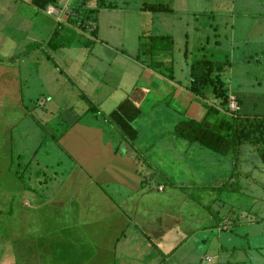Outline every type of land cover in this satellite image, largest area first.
<instances>
[{"label":"crops","instance_id":"crops-1","mask_svg":"<svg viewBox=\"0 0 264 264\" xmlns=\"http://www.w3.org/2000/svg\"><path fill=\"white\" fill-rule=\"evenodd\" d=\"M8 1L18 9L0 13V264H264V183L251 163L238 171L231 162L219 178L225 198L205 202L215 187L182 181L189 171L177 154L200 144L175 142L169 149L179 158L164 153L160 165L158 154L155 161L151 156L158 145L141 142L137 121L139 137L128 146L112 112L95 107L98 99L62 69L70 68L59 55L72 47L62 36L75 35L72 19L57 21L34 0ZM118 1H86L96 19L95 41L102 12L130 15L139 53L143 37L173 39L184 26L194 30L204 2L213 0ZM57 33L64 47L53 50ZM101 39L113 58H127L148 75L123 47ZM256 67L263 72L264 64ZM78 95L90 104L77 105ZM226 220L229 227L220 229Z\"/></svg>","mask_w":264,"mask_h":264},{"label":"rangeland","instance_id":"rangeland-1","mask_svg":"<svg viewBox=\"0 0 264 264\" xmlns=\"http://www.w3.org/2000/svg\"><path fill=\"white\" fill-rule=\"evenodd\" d=\"M86 1L81 0L78 3L84 10L87 7ZM7 2L9 1L0 0V13H12L15 8L18 9V6H7ZM21 2L24 0H18L17 4ZM118 2L121 3L120 0ZM204 4L202 7L206 10H203L205 12L194 30L184 26L183 31L174 33L175 48L171 54H164L163 58L168 56L162 59L163 64L165 63L164 69L152 68L150 55L136 52L140 40L136 20L126 14L116 16L113 12L100 14L104 25H100L98 42L93 35L97 29H89L95 15L92 19H88L85 11L84 16L76 15L77 18L71 21V27L76 29L75 35L72 36L71 32L62 34L67 40L73 41L72 47L70 50H61L59 56H62L61 61H66L70 67L64 70L65 67L62 66L63 71H69L72 79L87 91L89 97L98 99L99 102L93 103L105 113H111L125 100L139 96L138 106L144 111L139 119L143 137L141 142H156L158 147L152 151L151 156L155 161L158 154L160 165L165 163L164 153L174 158H179V154V160L183 162L180 166L185 165L189 171L182 181L190 186L197 183L198 186L215 187L213 194L203 197L207 202L225 198L224 192L219 190L227 185H219V178L225 175L231 162L238 171L243 168L244 161L251 163L249 167L254 169L253 176L264 183V163L257 150L247 146L237 155L233 149L226 155H215L202 145H192L188 147L189 152L185 156L181 153L182 149L176 154L173 147L169 149V146H175V142L180 141L175 135L176 125L180 121L184 118H194L201 122L213 108L220 110V116H228L231 121L237 113L253 118L264 117V67L263 72L256 67L258 63L264 64V0H213L212 3L206 1ZM22 8L24 10L25 7ZM190 17L192 19L191 15ZM63 22L69 24L66 20ZM183 22L186 24V21ZM94 23L96 25V22ZM102 35L123 47L120 49L128 55H133L134 59L140 57L147 62L148 64H145L137 60L147 68L148 75L142 73L140 67L130 64L127 58L118 57L116 54L113 58L109 49L100 42ZM142 39L143 43L149 42L147 37ZM243 40L246 44H243ZM91 42L98 43L93 52L92 48L87 46ZM188 42L189 48L185 52L183 49ZM248 61L253 65H249ZM198 63L212 65V76L207 84L205 81L195 84L192 68ZM64 75L62 74V78L66 76ZM132 83H138L135 95L134 92H129ZM93 93H99L100 96L96 97ZM76 102L82 106L90 104L88 97L79 98V95ZM127 144L130 146L132 143ZM143 153L147 157L145 150ZM219 159L221 161L218 162ZM141 160L140 156V162ZM229 179L230 176L225 181L229 183ZM194 196H197L196 192ZM227 221L224 222L225 226Z\"/></svg>","mask_w":264,"mask_h":264},{"label":"trees","instance_id":"trees-1","mask_svg":"<svg viewBox=\"0 0 264 264\" xmlns=\"http://www.w3.org/2000/svg\"><path fill=\"white\" fill-rule=\"evenodd\" d=\"M58 0H34L35 4L41 8H46L49 4L56 3ZM76 13L81 17L84 11L88 19H92L93 13L83 9L80 4L75 5ZM91 22H96L95 18ZM57 35L51 40L53 50L64 47L58 42ZM57 40V41H56ZM88 47L92 46V42L88 43ZM175 43L171 38L151 37L148 43L141 46L142 55L149 54L152 58V68L161 70L165 67L162 59L174 51ZM159 58V59H158ZM139 60L148 64L140 57ZM172 72L173 69L171 68ZM192 75L196 79L195 84L205 81L207 84L212 76L211 63H198L192 68ZM140 97L135 95V99L129 98L122 102L111 114V122L123 133L129 142H136L139 133L135 123L143 116V109L138 106ZM229 111V110H228ZM180 113V112H179ZM221 111L211 109L208 115L201 122L194 118H184L175 128V135L183 141L191 144H200L217 154L226 155L233 149L234 153L239 154L243 147H253L257 150L259 157L264 163V117L253 118L250 116H242L240 113L235 114V118L231 121L228 116H220ZM182 114V113H180ZM242 153V152H241ZM235 164V162H234ZM225 226V223L219 226ZM229 227V221L226 222ZM216 228L218 226H215ZM211 228V227H209Z\"/></svg>","mask_w":264,"mask_h":264},{"label":"built area","instance_id":"built-area-1","mask_svg":"<svg viewBox=\"0 0 264 264\" xmlns=\"http://www.w3.org/2000/svg\"><path fill=\"white\" fill-rule=\"evenodd\" d=\"M74 2L75 0H58L56 3H52L47 6L46 13L62 23H64L63 21L65 20H70L71 17V19H75L77 18L75 16L78 14L75 11ZM95 26V23L91 22L89 29L96 30ZM220 229L226 230L227 226H221Z\"/></svg>","mask_w":264,"mask_h":264}]
</instances>
